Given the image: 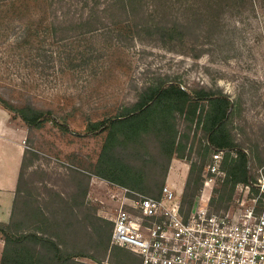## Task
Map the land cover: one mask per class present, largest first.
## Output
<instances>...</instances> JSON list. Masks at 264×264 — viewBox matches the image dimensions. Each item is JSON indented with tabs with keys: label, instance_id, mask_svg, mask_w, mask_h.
<instances>
[{
	"label": "rangeland",
	"instance_id": "1",
	"mask_svg": "<svg viewBox=\"0 0 264 264\" xmlns=\"http://www.w3.org/2000/svg\"><path fill=\"white\" fill-rule=\"evenodd\" d=\"M41 2L0 0V95L15 104H31L51 112V117L63 124L50 120L40 128L28 127L0 107V168L1 163L10 167L8 160L12 157L11 167L19 170V207L41 206L50 220H60L59 199L72 201L77 192V171L90 178L86 206L96 208L98 217L115 216L118 204L109 195V182L93 173L108 130L95 135L90 125L132 108L143 87L158 80L178 83L193 95L202 90L228 95L234 104L228 129L234 142L248 154L251 178L264 169V0H145L148 4L141 15L161 19L167 14L168 20L189 23L186 44L159 42L126 23L116 24L113 21L119 14L113 11L98 14L106 21L102 26L98 22L85 25L88 13L74 8V22L59 23L57 20L67 12L62 14L61 8L56 9L57 19L56 10L52 12L46 2ZM195 9L201 13L206 9V18L212 21L203 23ZM157 108L163 109L160 105ZM210 110V104L203 102L197 115L204 117ZM150 117L144 118V124ZM190 119L188 111L171 116V124L175 123L178 131L177 145L182 142L186 151L174 154L165 177L168 156L159 154L154 132L140 133L144 131L139 128L142 144H135L141 155L134 162L143 167L146 178L163 182L164 186L171 174L182 187L181 199L192 167L203 162L208 145L203 125L197 118L194 122ZM119 136L124 138L125 131ZM136 149L130 147L134 153ZM230 152V156L237 157L235 151ZM212 155L209 153L204 167ZM224 160L221 169L225 176L216 180L209 203L210 210L218 214L236 209L238 199L245 198L248 203L249 198L257 196L244 197L238 184L227 207L217 209L225 185ZM204 167L203 187L196 199L204 188ZM93 180L99 182L94 184L96 189ZM9 196L4 192L5 200L0 197V205L5 202L0 207L5 211L12 204ZM182 204L188 214L193 205L183 200ZM69 218H75L73 213ZM58 231L52 229L53 234ZM73 232L69 236L71 248L77 239ZM79 260L93 263L86 258Z\"/></svg>",
	"mask_w": 264,
	"mask_h": 264
},
{
	"label": "trees",
	"instance_id": "2",
	"mask_svg": "<svg viewBox=\"0 0 264 264\" xmlns=\"http://www.w3.org/2000/svg\"><path fill=\"white\" fill-rule=\"evenodd\" d=\"M49 5L52 12L61 8L64 17L59 18L56 10L57 22L70 24L74 22L71 17L72 8L77 12H87L85 25L106 21L98 17L100 12H116L119 17L114 19L116 24H128L137 28V32H145L151 38L156 37L159 42L178 41L186 44V31L189 23L177 19L168 20V15H162L161 19L155 16L141 15V11L148 4L145 0H41ZM41 2V3H42ZM16 4L15 1L13 3ZM210 8V6H207ZM202 18L203 23L211 22L212 18H206V9L201 13L195 9ZM81 19V18H80ZM84 21L82 18L81 22ZM154 36V37H152ZM21 38V37H20ZM203 102H208L211 110L204 115H197ZM162 108L158 109V106ZM233 102L228 95L221 91L202 90L195 95L178 83H167L158 80L157 83L143 87L141 97L132 108L125 109L122 113L105 121L90 125L93 133L100 134L108 130V136L103 150L95 165L93 173L100 179L152 197H159L163 182H155L146 178V172L139 161L141 152L135 148V144H142L139 128L144 132H154V137L159 143L161 155L168 156V162L164 173L169 167L171 158L177 151L185 152L186 145H177L178 131L176 125L171 124V116L176 112L191 114V121L198 119L199 125H203L204 134L208 145L203 154V162L195 164L189 174L188 185L183 195V203L193 205L196 196L203 187L202 170L209 153L226 150L223 168L226 172L225 185L221 198L216 203L217 209L227 207L238 184L250 182L249 157L245 149L234 142L228 121L233 110ZM0 107L25 125L32 128H40L46 122L52 120L55 124L63 126L57 119L51 117V112L41 111L31 104L18 105L3 98L0 95ZM157 109V110H156ZM159 110V111H158ZM155 111V114H153ZM150 115L147 119L144 118ZM203 117V118H202ZM64 129H68L64 125ZM140 130V131H141ZM125 131L124 138L119 133ZM136 149L135 153L130 147ZM124 149V152L122 151ZM235 151L237 157L230 156ZM134 153V154H133ZM130 154H133L132 158ZM138 156L136 159L135 157ZM74 181L77 192L71 202L62 201L59 204L62 218L50 220L41 206L19 207L17 193L11 220L8 226L0 223V238H5V247L0 264H142L141 258L135 253L124 248L112 245L113 223L108 219L98 217L96 208L86 206V198L90 178L80 172L74 173ZM18 192V191H17ZM19 194V193H18ZM63 203V205H62ZM215 202H212L214 204ZM63 206V207H62ZM75 217L70 220L69 213ZM81 214L82 217H78ZM77 215V216H76ZM30 223L34 228L30 229ZM59 230L56 234L52 229ZM71 230V232H70ZM76 234L74 248L69 244V236ZM78 244V247H77ZM80 258L90 259L93 263H85Z\"/></svg>",
	"mask_w": 264,
	"mask_h": 264
},
{
	"label": "built area",
	"instance_id": "3",
	"mask_svg": "<svg viewBox=\"0 0 264 264\" xmlns=\"http://www.w3.org/2000/svg\"><path fill=\"white\" fill-rule=\"evenodd\" d=\"M227 153L213 152L202 195L188 214L171 174L159 197L107 184L118 204L117 214L107 218L114 224L112 245L135 253L142 264H264V169L237 187L244 197L257 193L248 203L238 199L236 209L219 214L209 208Z\"/></svg>",
	"mask_w": 264,
	"mask_h": 264
},
{
	"label": "crops",
	"instance_id": "4",
	"mask_svg": "<svg viewBox=\"0 0 264 264\" xmlns=\"http://www.w3.org/2000/svg\"><path fill=\"white\" fill-rule=\"evenodd\" d=\"M12 157H10V159L8 160L9 161V164H13L14 161L11 160ZM10 165V167H4V165L1 163V167L0 168V197L2 199V201H4V192L5 193H9L10 196L8 197L9 199V203L11 205H8V208L7 210L5 211L3 209V207H0V223L1 224H8V222L10 221V218H11V214H12V207H13V203L15 201V198H16V190H17V180H18V175H19V170L15 168H12ZM95 180H93V184H92V187L94 189H96V187H94L96 184L99 183V182H96ZM103 184V183H102ZM4 199V200H3ZM5 205V202H3L0 206H4ZM4 211H3V210ZM4 247H5V243L3 241L2 238H0V253L3 254V251H4ZM0 259H2V255H0Z\"/></svg>",
	"mask_w": 264,
	"mask_h": 264
}]
</instances>
